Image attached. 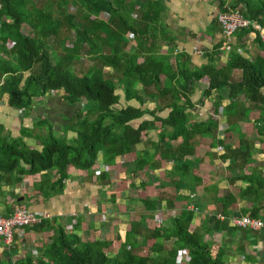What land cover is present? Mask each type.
<instances>
[{"label": "trees", "instance_id": "1", "mask_svg": "<svg viewBox=\"0 0 264 264\" xmlns=\"http://www.w3.org/2000/svg\"><path fill=\"white\" fill-rule=\"evenodd\" d=\"M167 1L0 0V101L6 96L11 108L28 113L54 92L70 104L87 105L65 125L64 135L74 137L38 135L37 146L30 143V129L22 128L14 138L0 122V196L31 176L47 200L63 193L74 170L91 182L109 184L111 173L105 170L93 179L100 157L114 165L118 157L134 154L146 136L144 151L130 163L133 176L171 162V185L194 195L202 178L186 161L210 137L215 158L230 174L223 178L228 187L220 195L218 184H208L204 196H213L201 207L176 215L165 210L161 220L153 202V211L116 238L118 246L101 235L83 240L79 227L67 231L60 218H41L17 229L45 234L39 248L26 243L18 248L16 230L9 246L0 239V264H264V252H249L258 241L264 243V232L231 228L229 247L214 237L230 230L234 209L264 221V39L253 27L264 30V0H210L219 14L239 13L252 25L237 31L224 49L225 39L204 50L206 62L200 66L191 53L177 49V37L165 23ZM207 31L222 32L217 17ZM203 82L208 85L195 103ZM204 100L212 103L211 115L198 120L196 105ZM165 110L169 114L163 118ZM253 113L257 131L249 133L241 123ZM222 116L225 123L219 122ZM175 198L166 196V209ZM13 202L22 204L17 198ZM210 204L216 210L209 214L203 207ZM201 212L203 226L197 223ZM219 214L226 220H218Z\"/></svg>", "mask_w": 264, "mask_h": 264}, {"label": "crops", "instance_id": "2", "mask_svg": "<svg viewBox=\"0 0 264 264\" xmlns=\"http://www.w3.org/2000/svg\"><path fill=\"white\" fill-rule=\"evenodd\" d=\"M188 2L191 9H193V11L189 12L190 22L197 19L194 20L192 24H198L202 21L199 19L204 18V28L198 32L192 25L184 26L185 14L182 10L181 12L178 11L177 3L172 0L167 1L168 11L165 23L177 37V49L191 53L192 61L200 66L205 63L206 60L203 59L202 56L193 55V52L200 51L202 48L204 50H210L217 42L224 39L222 37V32L210 34L207 31L213 18L216 17L210 14L212 10L211 4L213 5L214 3L210 0H189ZM204 3H206V5H204ZM195 13H198L196 17ZM224 48L225 45L223 46V49ZM164 49H166V47ZM203 49L201 51H203ZM195 56L199 59L196 60L194 58ZM202 84H204V87L203 85L200 86V89L194 95V97H199L198 101L194 100L193 97L195 103L201 100L202 91L208 85L207 82H203ZM58 96L59 95H50L44 99L37 100L35 106L28 113L12 109L5 96V98L0 101V122L5 125L8 134L14 138L20 137L22 128L31 130L33 129L32 125L41 119L36 116L34 117L32 112L37 108L48 111V107L60 104L64 99L61 97L59 100ZM206 104H210L211 107L206 109V115L202 117L203 114H201V110L205 108ZM212 107V103L207 100H204L201 104H197V112L194 113L195 118L198 120L208 119L211 115ZM168 114L169 110L160 113L163 118L167 117ZM70 118L71 117L67 115L55 114L54 122H51L52 124H57L54 133L59 135H62V133L64 134L65 130L63 131L62 128L68 123ZM256 118L257 115L253 113L249 121L241 123L242 127L246 128L249 133H255L257 131L255 127ZM58 119H61V121ZM225 121V116L219 117L220 123H225ZM140 123L141 120H138L134 122V125L138 126ZM52 124L50 125L52 126ZM160 126L161 123L158 122L157 127L160 128ZM45 134H47L46 131H44V133H38V135L42 136ZM74 135L75 134L72 132L67 134L68 138L74 137ZM151 136L153 139H157L155 133L152 132ZM147 140L148 136L144 137L143 143L147 144ZM30 141L32 145L39 144V142L36 141L35 135ZM210 141L211 138L207 137L204 145L199 148L197 154L193 158H188L186 161L193 173L199 174L202 178V186L197 187V192L194 195H192V193H186L184 189H175L174 186L171 185L170 181L173 178L171 171L174 167L171 162L164 161L161 163L160 168L154 170H152L151 167H145L142 169V172L138 173L136 176L130 174V163L137 158L138 153L144 151L145 144L141 143L134 148V154L128 157H118L114 165L105 164L103 157H100L96 165V170L92 172L94 176L93 179L96 178L95 172L100 173L101 170H105L107 173H111H109V184L91 182L86 178V173L80 170H74L70 174L69 180L66 182L63 193L44 200L34 188V179L31 176H25L24 181L18 186L12 189L5 188L3 190L0 196V213L3 216L11 215L14 207L17 206L13 202V199L17 198L19 201L22 200L20 206L26 207L27 211L35 214L37 217L44 216L48 219L53 217L60 218L64 227L67 228V231H69L73 225H76V227H79L78 233L83 240L93 239L95 235H101L107 240H114L116 245V238L118 236L125 237L127 231L130 229L132 221H136L141 217L140 215L147 213V211H153V202H155L154 210L158 214V219L161 220V218H163L162 215H164L163 211L165 210L169 215H176L184 209L193 210L196 207H201L203 201L209 200V198L211 199L213 196L212 193L204 196L205 194L202 189L208 184H218L220 189L219 194L222 195L221 193L223 190L228 187L227 182L223 178L230 176V174L225 169L226 164L220 163V161L215 158V155L212 154L217 148H211L209 145ZM106 167H111V170L107 171ZM143 185L144 187H142ZM166 193L170 197H176L173 199L174 205L170 209H166V204L163 202L166 196H168ZM188 194H191L189 198H187ZM70 206L74 208H69ZM203 209H205L206 213L210 214V212H212L211 210H216V207L210 204L203 207ZM232 213L236 216H243L237 209L232 210ZM115 215L116 217L113 218ZM100 217L102 218V222L99 225L97 221ZM204 218V213H199L197 216V223L199 226L205 224ZM150 225L154 227L155 221L149 220V226ZM229 227L230 230L224 229L222 234L221 232H216L214 236L216 242H219V244L222 243L223 246L228 247L231 246L230 241L234 238L231 234V228L234 227L231 225H229ZM16 232L19 235L18 239L15 241L18 248H20L21 243H26L32 247V250H37L40 246L38 242L42 241V238L46 236L45 234L33 232L22 233L19 230ZM219 238H221V240ZM142 240L141 236L136 238L137 242H141ZM236 240L237 238L234 239V241ZM260 245L264 247V243L261 241H258V244L253 247L250 246L249 252H255L259 249ZM239 256L241 257V255Z\"/></svg>", "mask_w": 264, "mask_h": 264}, {"label": "built area", "instance_id": "3", "mask_svg": "<svg viewBox=\"0 0 264 264\" xmlns=\"http://www.w3.org/2000/svg\"><path fill=\"white\" fill-rule=\"evenodd\" d=\"M108 20V16H106ZM218 19L222 27V35L228 46L234 37V34L242 28L252 25V23L246 20L243 15L239 13L233 14H218ZM253 27L262 33L264 39V30L260 26L253 24ZM199 54L203 57L204 52L199 51ZM107 171L111 170V167H106ZM197 210V208H194ZM217 219L220 221H225V216L219 214ZM40 222V218L36 217L33 213L27 211L24 206L17 205L11 215L3 216L0 213V239L7 246L12 244L14 231L29 225H33ZM229 225L234 228L239 229H249L255 232H264V221L260 219L252 218L250 215L243 216H232L229 218ZM186 258L185 255L181 259Z\"/></svg>", "mask_w": 264, "mask_h": 264}, {"label": "rangeland", "instance_id": "4", "mask_svg": "<svg viewBox=\"0 0 264 264\" xmlns=\"http://www.w3.org/2000/svg\"><path fill=\"white\" fill-rule=\"evenodd\" d=\"M173 2H176L177 3V9H178V11L179 12H181V10L184 12V14H185V25L184 26H190V25H192L193 26V28L194 29H196V31H200L202 28H204V25H205V23L203 22V19L204 18H202V19H199V20H202L201 21V23H198V24H196V23H194V24H192V22H194V20H197V19H194L192 22H190V19H189V12H191V11H193V9H191V6H190V4H189V0H172ZM191 1H193V0H191ZM204 5H206V3H204ZM211 8H212V10H211V15H214V16H216L217 18H218V14H219V9H218V7H217V5L214 3L213 5L211 4ZM174 9V8H173ZM198 13H195V17H196V15H197ZM219 20V19H218ZM220 23V22H219ZM221 25V24H220ZM221 29H222V27H221ZM24 31L25 32H28L29 31V28L27 27V26H25V28H24ZM222 37H223V39H224V36L222 35ZM200 49H201V47H200ZM203 49V48H202ZM201 49V50H202ZM195 51V50H194ZM203 51H204V49H203ZM194 54H196V55H199V56H201L200 54H199V51H196V52H193V55ZM196 60H198L199 58L197 57V56H195L194 57ZM203 85V87H204V84H201V86ZM202 87V88H203ZM205 89V88H204ZM52 96H55V95H57L56 93H52L51 94ZM61 97H62V94L60 93V95L58 96V99L60 100L61 99ZM198 99H199V97H194V100H197L198 101ZM211 107V105L210 104H206L205 105V108H203L202 110H201V114H203L202 115V117L203 116H205L206 115V109H209ZM87 108V105L86 104H83V103H80V104H70V103H68L67 101H65V100H62V102L60 103V104H56V105H53V107H48V111H44L43 109H41V108H37V109H35L34 110V112H32V114H33V116L35 117H37V118H41V119H45V120H47L48 121V123H45V124H36V122H35V124H33L32 126H33V129H31V132L33 131V134L35 135V136H37L38 137V133L40 134V133H44V131H46L47 132V134H45V135H55V136H57V137H64L65 136V138H67V139H69L68 138V136H67V134H63L62 133V135H59V134H55L54 133V130L57 128V124L56 123H51L52 121L54 122V119H55V114H63V115H67V116H70L71 118L73 117V115L76 113V112H78V111H82V110H85ZM13 109V108H12ZM42 111H44V112H42ZM204 111V112H203ZM70 118V119H71ZM40 119V120H41ZM69 119V120H70ZM59 121H61V119H58ZM69 120H68V123H69ZM67 123V124H68ZM50 124H52V126L50 125ZM62 124H63V122H62ZM138 125V124H137ZM35 128V129H34ZM64 128H65V126L62 128L63 129V131H64ZM249 128V127H248ZM254 131V130H253ZM255 132V131H254ZM37 146V145H36ZM213 155H215L216 154V152L214 151L213 153H212ZM26 208V207H25ZM69 208H74V207H69ZM69 208H67V209H69ZM122 210V209H121ZM122 212V211H121ZM35 215V214H34ZM36 216V215H35ZM37 217V216H36ZM116 217V215L113 217V218H115ZM38 218H40V221H41V218H46V217H38ZM97 220V219H96ZM101 222H102V218L100 217L99 218V220L97 221V223L100 225L101 224ZM95 226V225H94ZM16 231V230H15ZM14 231V232H15ZM220 240H221V238H219ZM219 243V242H218ZM117 244V243H116ZM117 246H118V244H117ZM256 252H258V254L259 255H262L261 253H263L264 252V247H262L261 245H260V247H259V249L258 250H256ZM241 257H243V256H241ZM182 260H184V261H186V258H184V259H182Z\"/></svg>", "mask_w": 264, "mask_h": 264}]
</instances>
